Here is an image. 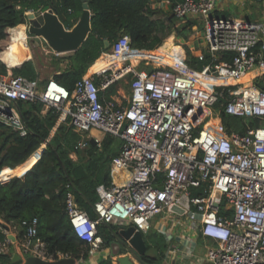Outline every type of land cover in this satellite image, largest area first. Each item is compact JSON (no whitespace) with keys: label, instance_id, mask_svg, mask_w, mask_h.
I'll list each match as a JSON object with an SVG mask.
<instances>
[{"label":"built area","instance_id":"1","mask_svg":"<svg viewBox=\"0 0 264 264\" xmlns=\"http://www.w3.org/2000/svg\"><path fill=\"white\" fill-rule=\"evenodd\" d=\"M150 7L167 9L183 22L193 19L203 24L205 49L197 55L208 54L210 62L197 72L223 76L231 83L196 85L182 70V62L190 67L184 58L175 66L137 69L142 58L124 56L132 50L126 33L111 45L107 63L95 71L88 69L72 90L52 76L44 80L13 74L1 57L20 27L29 51L22 64L32 59L27 16H36L40 9H28L25 22L5 27L0 40L4 65L0 123L26 135L21 105L40 101L55 108L60 121L69 118L80 133L75 149L86 146L91 138L99 145L92 129L120 139L111 168L116 163L125 177L120 182L111 177L110 185L96 187L94 217L76 204L71 192L65 198L72 231L84 245L82 254L92 256L101 250L100 225L109 230L133 226L145 235L155 215L166 213L158 228L169 243L164 264H264V125L248 127L244 134H228L220 125L211 128L216 103L229 115L264 122V14L255 20L215 16V0H155ZM223 53H232V58L220 63ZM123 83L127 95L117 89ZM115 84L124 101L106 97ZM245 93L250 95L248 101ZM197 112L203 117L196 123ZM2 224L0 220L5 233L1 253L13 244L23 258L55 261L70 257L48 251L37 235V217L22 220L18 226L4 228ZM19 226L21 239L17 238ZM173 237L176 243H170ZM198 243L206 249L204 257L194 255Z\"/></svg>","mask_w":264,"mask_h":264},{"label":"trees","instance_id":"2","mask_svg":"<svg viewBox=\"0 0 264 264\" xmlns=\"http://www.w3.org/2000/svg\"><path fill=\"white\" fill-rule=\"evenodd\" d=\"M91 18V30L74 52L61 55L68 60V65L50 76L59 84L72 90L75 82L89 71L90 66L107 52L117 38L126 33L131 40L132 49L142 50L143 58L149 56L162 41L166 42L167 25L161 19L153 18L156 10L150 7L155 0H87ZM49 5L58 14L66 28H71L77 15L81 12L80 0H0V40L4 37L7 26H18L24 23V12L28 9L38 10ZM170 14V13H169ZM177 20L172 14L168 22ZM187 25L195 24L196 20H187ZM105 41L108 45L105 46ZM163 46V45H161ZM159 46V48L161 47ZM156 48L154 53L159 49ZM153 53V54H154ZM101 54V55H100ZM167 65L175 66L182 62V70L200 85H210L213 75H202L204 67L210 62L206 54L200 58L190 49L186 54L176 45L168 46L165 51ZM100 56V57H99ZM99 57V58H98ZM98 58V59H97ZM145 58V57H144ZM232 53H223L219 57L220 63L229 61ZM13 64V63H9ZM57 64V61L54 63ZM13 74L23 75L30 79L40 76L34 62L25 61L22 65H10ZM90 67V68H89ZM151 68V67H150ZM0 70L4 65L0 63ZM127 89V88H126ZM107 98L124 101L116 93V84L106 91ZM248 98V97H247ZM22 118L27 127V134L22 136L10 126L0 123V220L3 227L19 225L22 220L32 217L38 219L37 235L50 252L67 253L75 259H86L83 253V242L72 231L65 210V198L68 192L74 196L76 204L94 217L92 205L98 200L96 187L111 183V163L119 152L120 139L107 134L100 139L99 145L88 142L85 158L80 155V149L74 146L81 138L70 124L69 118L60 122L56 133L42 151L40 146L55 127L59 113L55 108L48 107L40 101L22 103ZM214 122L220 125L226 133L237 132L244 134L248 127L258 126L260 122L252 117H237L224 112L220 103L214 106ZM42 151V153H41ZM78 156L77 160L70 158L71 153ZM41 154V155H40ZM24 177L18 175L24 174ZM17 238L23 236L22 227H18ZM104 225L99 226L103 236V244L113 237L112 230ZM106 233V235L104 234ZM5 233L0 229V241ZM145 238V236H144ZM147 248L157 247L161 259L164 255L165 242L158 237L156 242L145 238ZM13 244L6 252H0V264H11L14 253ZM153 256L144 255L142 258L153 263ZM98 264H111L110 258L103 259Z\"/></svg>","mask_w":264,"mask_h":264},{"label":"rangeland","instance_id":"3","mask_svg":"<svg viewBox=\"0 0 264 264\" xmlns=\"http://www.w3.org/2000/svg\"><path fill=\"white\" fill-rule=\"evenodd\" d=\"M259 3L254 2V0H245L243 3V6H239L238 1L237 2H230L227 5L223 6L222 11H220V14H215V16L219 17H232V18H244V19H261L262 15L264 14V7L262 0L258 1ZM155 9L157 12L155 15H153V18L161 19L165 22L167 25V35L164 37L166 38L169 36V39L166 42L162 41L156 48H159V46L163 45V53L165 49L170 45H176L180 50L183 52V54H186V50L190 49L194 54H197L200 51H203L205 49V43H204V31H203V24L198 23L197 21L193 25H187L188 21H180L174 19V21L168 22V17L170 16L169 11L167 9L161 8V9ZM81 13V12H80ZM80 13L77 15L76 21L78 20ZM62 21V20H61ZM25 22V21H24ZM30 40H28V46L31 50L32 59L31 61L34 62V65L36 69L39 71L40 76L42 78L51 75L54 71L58 72V70H62L67 67L68 60L61 57V55L69 54L68 53H62L58 54L51 50V48L47 45L45 41H43L41 38H36L35 36L31 35ZM152 49L149 53V56L146 57V55L139 60L137 69H150L154 64L151 62L154 50ZM129 53V52H127ZM135 53V52H134ZM142 51L136 52V55H142ZM165 55V54H164ZM4 55L2 54L1 59L3 60ZM100 57V56H99ZM98 57V58H99ZM97 58V59H98ZM0 59V63H2ZM104 60V59H103ZM101 60V61H103ZM57 61V64H54ZM100 61V62H101ZM99 62H95L94 66L97 67ZM167 65V64H164ZM163 65V66H164ZM162 66V65H159ZM12 68V67H11ZM12 70V69H11ZM126 85L123 83L118 86V90L127 95V89ZM214 111L213 116L211 117L212 120V127L211 128H219L220 126L215 124L214 122ZM203 117L201 112H197L196 115H194L195 122H199V120ZM206 123H204L202 126L204 127ZM60 125L59 118L57 119V122L55 124V127L50 131L49 136L46 138V140L42 143L40 148L43 149L45 146L51 141L52 137L56 133L57 126ZM259 125H264V122H260ZM93 137H97L99 140L105 137L107 134L99 129H92L90 132ZM83 135V134H82ZM87 146V145H86ZM86 146L80 148V155L82 158H85V152H86ZM41 151V153H42ZM41 155V154H40ZM70 158L73 160H77L78 156L75 153H71ZM25 175H18V177L23 178ZM166 213H160L158 215H155V217L152 219V227L149 233L145 234V238L150 239L152 242H156L159 235L161 234L158 230L160 224V218L165 215ZM115 230H118V227H115ZM106 235V233H104ZM105 247H109L112 254L124 252L125 249L123 246H121L118 242H116L114 237H110L108 243L103 244ZM117 246L118 251L116 252L113 247ZM13 249L15 251V247L13 245ZM153 253H155L157 256H155L154 261L158 262L159 264L162 263V259L159 256L158 248L152 247ZM150 252V249L147 250ZM206 249L204 248L203 243H198L195 246L194 249V255L199 257H204ZM97 260L101 259V256L98 255L96 258ZM112 264V263H111Z\"/></svg>","mask_w":264,"mask_h":264},{"label":"water","instance_id":"4","mask_svg":"<svg viewBox=\"0 0 264 264\" xmlns=\"http://www.w3.org/2000/svg\"><path fill=\"white\" fill-rule=\"evenodd\" d=\"M81 13L78 20L71 28H66L58 14L49 5H44L40 9V13L36 16L30 13L28 32L36 38H41L47 43L52 51L58 54L74 52L86 40L91 30L92 14L89 9L87 0H80ZM108 42L105 41V46ZM22 65V64H21ZM18 67V66H17ZM91 144H95L94 139L89 140ZM113 237L123 248L128 251L139 264H156L148 263L143 260V256L147 251V244L144 236L140 231H136L133 226L112 230ZM13 239V236L10 235ZM14 240V239H13ZM113 249L117 252V246ZM11 264H76L73 257L62 258L55 261H46L36 256H27L23 258L18 252H14L11 257ZM115 264H134L133 261L126 256L117 257Z\"/></svg>","mask_w":264,"mask_h":264},{"label":"bare ground","instance_id":"5","mask_svg":"<svg viewBox=\"0 0 264 264\" xmlns=\"http://www.w3.org/2000/svg\"><path fill=\"white\" fill-rule=\"evenodd\" d=\"M13 35H14V39H13L10 47L8 49H6V51L3 53L4 57H3L2 61L4 63H6V65L8 67H10V65H15V64L17 66H20L22 64V62L26 58H28V56H29V51H28L27 47L24 46V44H23V38L25 36H24L23 31L21 30V28L17 27L16 30L14 31ZM162 49H163V46H161L153 54L151 62L155 66L164 65V57L162 56V53H163ZM100 60H103V61H101L98 65H96L97 68L103 67L107 63L109 58L104 57V58H102ZM9 63H13V64H9ZM247 78H248V76L246 77L245 80H247ZM228 83H231L230 79H228L226 77H223V76H219V75H216V76L213 75V79L210 81V85H205V86L225 85V84L227 85ZM195 84L196 85H200L196 81H195ZM244 97L248 101L250 99L249 93H245ZM112 175L115 178L116 182H119L120 178L125 177V173L123 171H121L120 167L116 163H114L112 165ZM132 261L134 262V264H139L135 259L134 260L132 259Z\"/></svg>","mask_w":264,"mask_h":264},{"label":"crops","instance_id":"6","mask_svg":"<svg viewBox=\"0 0 264 264\" xmlns=\"http://www.w3.org/2000/svg\"><path fill=\"white\" fill-rule=\"evenodd\" d=\"M216 1V11H215V13L216 14H220V11H222V9H223V6L224 5H227V4H229L230 2H237L238 1V3H239V6H243V3H244V1L245 0H215ZM259 0H254V2H256V3H259L258 2ZM262 4H263V7H264V0H262ZM142 50H146V49H132L131 51H129V53H125V57H138L139 55H136V52H139V51H142ZM108 52V51H107ZM107 52L105 51V52H102L101 54H103V56L100 58V59H102V58H104V57H109V55L107 54ZM135 52V53H134ZM143 52V51H142ZM100 54V55H101ZM162 56L164 57V64H167V61H166V59H165V55H164V53H162ZM98 60V61H96V62H99L100 63V61L101 60ZM94 64H95V62L91 65V68L95 71L96 69H99V68H97V67H95L94 66ZM98 64V63H97ZM61 122V121H60ZM119 147H120V145H119ZM74 153V152H73ZM110 175H111V177H113V175H112V168H111V170H110ZM114 178V177H113ZM114 180H115V178H114ZM120 181H121V178H120ZM119 181V182H120ZM116 182V181H115ZM159 230V229H158ZM150 232V231H149ZM148 232V233H149ZM161 234L159 235L160 237H162L163 239H164V242H165V245H166V247H165V250H164V253L166 252V249H167V247L169 246V243H167V240H166V237H165V235H164V233L163 232H161V231H159ZM113 235V234H112ZM144 236V235H143ZM145 239V238H144ZM176 243V241H175V238L173 237L172 238V240L170 241V243ZM152 248V247H151ZM151 248H149L150 249V252H148V251H146V255H149V256H153V255H155V253H153V250L151 249ZM147 250H148V248H147ZM98 255H100L101 256V259H99V260H97L96 258L98 257ZM128 256L131 260L133 259L134 260V257L128 252V251H124V252H119V253H115V254H112L111 253V250H110V248L109 247H105V246H102V248H101V250H99L95 255H92V256H87V258L86 259H77L76 260V264H98L100 261H102L103 259H106V258H110V260H111V263L112 264H115L116 263V261H117V257H119V256ZM163 257H164V255H163ZM164 262V260H163V258H162V263L161 264H164L163 263ZM134 263V262H133ZM155 263L156 264H159L158 262H156L155 261Z\"/></svg>","mask_w":264,"mask_h":264},{"label":"flooded vegetation","instance_id":"7","mask_svg":"<svg viewBox=\"0 0 264 264\" xmlns=\"http://www.w3.org/2000/svg\"><path fill=\"white\" fill-rule=\"evenodd\" d=\"M153 263H155V261Z\"/></svg>","mask_w":264,"mask_h":264}]
</instances>
